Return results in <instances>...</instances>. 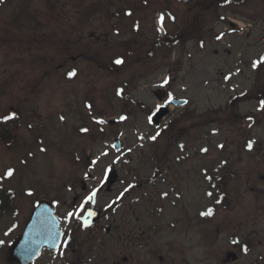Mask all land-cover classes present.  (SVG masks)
Wrapping results in <instances>:
<instances>
[{
  "label": "rangeland",
  "instance_id": "obj_1",
  "mask_svg": "<svg viewBox=\"0 0 264 264\" xmlns=\"http://www.w3.org/2000/svg\"><path fill=\"white\" fill-rule=\"evenodd\" d=\"M221 3L0 0V264L43 198L86 262L121 253L123 218L171 264H264V0ZM158 89L187 104L156 125Z\"/></svg>",
  "mask_w": 264,
  "mask_h": 264
},
{
  "label": "water",
  "instance_id": "obj_2",
  "mask_svg": "<svg viewBox=\"0 0 264 264\" xmlns=\"http://www.w3.org/2000/svg\"><path fill=\"white\" fill-rule=\"evenodd\" d=\"M229 77L227 78V80ZM163 91H156L155 95L159 99L164 97ZM176 104H184L185 101L172 99ZM168 104V103H167ZM168 114L166 106L159 108L154 122L158 124L160 120ZM114 145L117 150L121 149L119 139H116ZM107 190L111 191L112 185L118 179L116 169H112L107 175ZM99 216V213L92 217V222ZM63 231L60 229V220L55 213L53 204L48 200H41L33 209L28 222L22 234L10 246L9 258L22 264H30L46 247L50 250H57L61 244ZM238 258L235 252L228 253L226 261L236 260Z\"/></svg>",
  "mask_w": 264,
  "mask_h": 264
},
{
  "label": "flooded vegetation",
  "instance_id": "obj_3",
  "mask_svg": "<svg viewBox=\"0 0 264 264\" xmlns=\"http://www.w3.org/2000/svg\"><path fill=\"white\" fill-rule=\"evenodd\" d=\"M56 210H58L57 207ZM100 218L101 213H99V216L92 222L93 227L97 226L96 223ZM130 225V220L125 221L122 218L117 228L118 238L121 243L119 246L122 248L120 254L110 258L100 257L96 254L95 258L88 259L86 262L84 253H82L86 245H78L77 240H79V237L74 235V231L70 230L69 227L65 228L62 224V229L64 230L63 242L53 254L56 256L57 260L66 261L64 264H152L155 262L158 264H171L170 261H167L164 254L159 253L157 257L155 256L156 248L152 242V236L149 231H143L142 233V238L147 236V245H144L145 250L139 253L135 248L136 245H132L133 243H137L136 238L139 236L136 233L135 226L131 225L132 228L130 233L126 231ZM109 230L110 229H108L107 232H109ZM9 245H11V243Z\"/></svg>",
  "mask_w": 264,
  "mask_h": 264
},
{
  "label": "snow or ice",
  "instance_id": "obj_4",
  "mask_svg": "<svg viewBox=\"0 0 264 264\" xmlns=\"http://www.w3.org/2000/svg\"><path fill=\"white\" fill-rule=\"evenodd\" d=\"M226 2H230V0H226ZM129 15H131V13H129ZM169 15H170V14H169ZM172 19H174V17H172ZM164 20H165L164 14H161L160 17H159V25H160V29H161V30H163ZM218 38H219V37H218ZM115 63H117V64H121V63H123V61L120 60V59H118V60L115 61ZM260 66H264V56L260 57V58H259L258 60H256V61H253V63H252V67H253L254 69H255V68H258V67H260ZM75 75H76L75 71L69 73V76H70V77L75 76ZM165 83H167V81H165ZM172 99H173V98H172L171 96H169L168 103H171V102H172ZM260 105H261V110H264V100H262V101L260 102ZM89 107H91V106L89 105ZM157 107H158V110H159V108L164 107V105H158ZM15 116H16L15 113H11V114H9L8 116H4V117L0 118V120H2L3 122H7L9 119H15ZM121 119H125V117H121ZM150 119H151V118H150ZM99 123H105V121L101 120V121H99ZM84 131H87V129H84ZM155 138H156V137H152V139H155ZM221 147H223V145H221ZM249 148H251V144H249ZM203 151H207V149H203ZM13 172H14V170L9 169V170L5 173V177H0V179L10 178V177H12V176H13ZM95 195H96V192H95V191L92 192L91 195H89V196L87 197L85 203H88V202H92V201H94V197H95ZM165 195H166V193H165ZM208 195H211V193H208ZM113 203H115V201H114ZM205 214H206V215H211V212L209 211L208 213H205ZM69 215H72V214H69ZM89 215H90V216H91V215H94V213L89 212ZM234 243H235V241H234ZM245 251H247L246 248H245Z\"/></svg>",
  "mask_w": 264,
  "mask_h": 264
},
{
  "label": "trees",
  "instance_id": "obj_5",
  "mask_svg": "<svg viewBox=\"0 0 264 264\" xmlns=\"http://www.w3.org/2000/svg\"><path fill=\"white\" fill-rule=\"evenodd\" d=\"M219 1H221V0H219ZM243 1H245V0H230V2H226V0H224V1L222 0L223 3H221V4H224V3L230 4V3H234V2H243ZM208 5H211V3H208ZM175 36H176V38L182 37V35H180V34H176ZM261 92L263 93V91H261ZM1 125H4L6 127V131H10L9 129H11V125L9 123L4 122V124H0V126ZM5 139L9 140L8 137Z\"/></svg>",
  "mask_w": 264,
  "mask_h": 264
}]
</instances>
